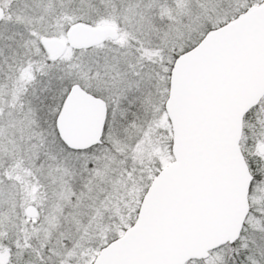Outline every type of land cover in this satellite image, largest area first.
<instances>
[{"label": "snow or ice", "instance_id": "snow-or-ice-1", "mask_svg": "<svg viewBox=\"0 0 264 264\" xmlns=\"http://www.w3.org/2000/svg\"><path fill=\"white\" fill-rule=\"evenodd\" d=\"M0 264H264V0H0Z\"/></svg>", "mask_w": 264, "mask_h": 264}]
</instances>
